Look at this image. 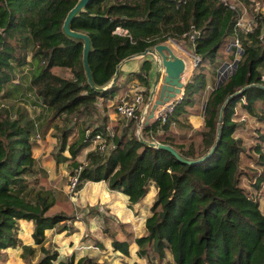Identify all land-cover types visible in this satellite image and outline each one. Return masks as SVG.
Instances as JSON below:
<instances>
[{
    "label": "trees",
    "instance_id": "obj_1",
    "mask_svg": "<svg viewBox=\"0 0 264 264\" xmlns=\"http://www.w3.org/2000/svg\"><path fill=\"white\" fill-rule=\"evenodd\" d=\"M76 1L0 0V98L11 102L29 98L41 108L33 117L24 105L0 107V264H5L3 250L20 244V218L33 222L35 246L21 245L20 256L26 263L105 264L88 255L60 259L58 251L45 243L47 228L56 224L67 228L65 222L77 218L71 214V203L53 209L67 194L52 186L32 152L36 135L44 138L50 128L56 136L60 131L52 153L55 163H66L69 175L77 176L76 192L88 180H104L109 189L125 194L132 206L154 184L156 194L143 234L135 236L128 223L117 218L115 224L124 236L118 237L117 226L102 228L114 250L129 255L130 243L135 242L139 257L148 256L149 249L159 258L169 251L175 264H264V212L258 199L240 185L244 148L242 139L234 135L238 104L264 120V15L263 20L257 17L253 31L239 33V57L219 82L218 68L234 57L236 49H226L239 16L230 0H90L73 17L71 28L90 38L88 63L97 86L104 85L116 64L128 55L169 38L189 42L200 60L184 83L181 100L165 121L151 118L141 126L143 138L168 143L185 158L206 155L201 161L186 163L167 149L139 139L136 125L141 106L135 116L124 124L116 123L112 130L107 129L105 116L92 129L84 126L89 115L100 112L98 99L105 103L127 86L119 77L102 91L88 83L82 40L62 29ZM56 67L69 69L70 75L55 72ZM151 67V61L143 59L137 70L128 73L143 86L139 92L145 101ZM209 85L203 124L194 129L188 116L198 114L197 98ZM184 127L191 128L192 135H181ZM95 133L102 134L103 151L91 147ZM86 148L81 160L79 154ZM256 148L264 158L260 145ZM93 213L107 223L109 217L99 209Z\"/></svg>",
    "mask_w": 264,
    "mask_h": 264
},
{
    "label": "crops",
    "instance_id": "obj_2",
    "mask_svg": "<svg viewBox=\"0 0 264 264\" xmlns=\"http://www.w3.org/2000/svg\"><path fill=\"white\" fill-rule=\"evenodd\" d=\"M165 43L169 45V47L173 50L175 54H177L178 56L184 59L185 70L182 73L181 79L184 82H186L187 79L190 77L191 72L194 68L191 63V57L193 53L192 46L188 43H184L181 40H176L173 38H169L168 40L165 41ZM142 60L143 58H132L121 65L119 80L120 83H125L127 87L126 89L119 90L122 91V93L121 92L119 93L118 91L119 94L117 93L114 97L108 98L104 103L106 107L109 108L111 104L114 103L115 100L117 102L119 98H122L124 96L128 98V96H132L133 90L136 87L135 84L137 83V80L130 77L128 73L137 70L140 67ZM130 61H132V63H129ZM151 63H152V67L150 69V87L155 71L154 62L151 61ZM158 90H159V86H157L153 98L157 97ZM181 91H184V87L181 89ZM100 100L102 102L101 98ZM148 106L149 108L145 111V115H144V120L147 119V121H149L151 118H155L154 115L153 117H149V113L151 112L152 109L151 103ZM101 108H99L100 111L101 110L103 111L105 109V107H101ZM102 114L104 116L105 115L107 116L106 123H111L110 118L115 119L116 117H120V115L116 111L111 112L109 109H106L104 112H102ZM188 122L191 123L194 129H200L203 124V115L202 114L200 115L199 113L190 114L188 116ZM109 126L110 124L109 125L107 124L106 127L108 128ZM41 139H43L41 138V136H39L38 139H36V144L34 145V147L38 145V143H40ZM44 140L50 141L48 140L47 133L45 135ZM34 147L32 150L33 155L37 160V164L43 169H45V171L47 172L48 181L52 184V186L55 187L56 184L60 183L59 187L62 189L64 193L67 194L68 192L67 182H65V180H63L62 177L67 172L66 163H59L58 165H56L52 153H51L52 155L51 154L49 155L48 153L39 155L38 152L34 151ZM86 150L87 148L82 150L81 154H79V158L81 160L84 158ZM56 166H58V168L61 169L62 173L56 172L57 170ZM88 184H92V185H88ZM86 186H88L89 189L88 191L86 189ZM155 194H156V188L154 184H150L149 190L147 191L145 196L140 201L132 204V206H129L127 196L120 191L109 189L104 180H100V181L88 180L84 183L83 187L77 191V199H76L77 201L74 203L80 206H85L86 204L93 205L99 202L104 203V206L110 208L111 213H113L116 217H119L121 221L128 223L133 234L135 236H138L143 234L144 232V221H145V217L149 215V212L144 213L145 216H143L138 214L139 212L137 208H140V206H143L146 202H149L148 207H150L153 199L155 198ZM72 206H74L73 203ZM96 216L99 217L98 214H96ZM97 220L98 219H96L95 216L86 219L83 217L80 218L77 215V218L73 220L71 224H68L70 222L69 220L65 222L67 228L60 229L59 227L60 225L56 224L55 226L51 228H47L45 230V235H46L45 243H50L54 247V249L58 251V258L60 259L61 258L65 259L66 257L72 254L74 255L75 260L80 256L88 255L96 258L98 261L101 262L102 256H107V253L115 254L117 252L121 254V252H119L118 250H114L112 248L110 238L108 239V243H106L107 241L106 242L103 241L104 246H102L101 242L102 240L107 238V236L104 235V233L102 232L100 225L97 223ZM68 225H71L72 228H69ZM17 226H18L17 235L20 239V244H17L15 246H8L3 251L8 261L13 260V262H15L16 264H25L26 262L20 256V253L22 251L21 245L30 244L35 246L33 237L31 235L33 229V222L32 220L20 218L17 220ZM92 239L94 240L92 241ZM110 249L114 252L110 251ZM137 249H138V245L135 242H131L129 246V250H130L129 256L131 257L132 261L129 264H131L133 261L140 262L136 260V258L138 257L136 253ZM38 255L39 253L36 252L35 257H37ZM32 261H34V259Z\"/></svg>",
    "mask_w": 264,
    "mask_h": 264
},
{
    "label": "rangeland",
    "instance_id": "obj_3",
    "mask_svg": "<svg viewBox=\"0 0 264 264\" xmlns=\"http://www.w3.org/2000/svg\"><path fill=\"white\" fill-rule=\"evenodd\" d=\"M230 3H232V5L237 9V11L239 12V15H241L243 17V19L245 20H252L255 22V26L258 24L259 20H257V17L261 20H263L262 16L264 15V0H230ZM264 23V22H263ZM254 26V28H255ZM264 27V24H263ZM254 30V29H253ZM264 31V30H263ZM188 44L189 42L186 41ZM185 42V43H186ZM230 47H231V41H229L228 45L226 46V49L230 52ZM224 51V50H223ZM239 53L235 50L234 51V55L236 54L237 56L240 54L241 49L239 50ZM221 59H225V57H223L224 55L221 54ZM235 57V56H234ZM233 57V58H234ZM233 58L231 60H228L227 62H230L233 60ZM129 63H132V61H130ZM227 63H223L217 70V81L219 82L222 78H224L226 75H219V71L221 68H223L224 65H226ZM264 69V67H263ZM54 71L61 74V75H70V71L69 69L66 68H54ZM228 71V70H227ZM212 76L215 78L216 80V75L215 72H213L212 70ZM210 84L213 85L212 79L210 81ZM135 86H139L137 87V91L142 90L143 86L138 85L137 83L135 84ZM211 88V85H209L208 87H206L203 91H201L200 95L197 98V113H199L200 115L203 114V106L208 94L209 89ZM122 93V91H119V93ZM118 93V94H119ZM143 100L140 103L139 107L141 106V112L142 110L145 108V111L149 108V106H145L147 99L145 101V95H142ZM118 99V98H116ZM22 100V101H21ZM17 99L16 101H12L9 99H4V98H0V107L2 105H6V106H10L11 103H14L13 105H24L28 110L31 116H36L41 108L40 106L34 105L31 103L29 98H22ZM115 102L111 104V106L108 108L105 106V104L103 103V100L101 102L100 99H98V105L99 107H105V109L102 111L104 112L106 109H109L111 112H115ZM102 109V108H101ZM99 112L97 114L94 115H89L88 116V120L86 121V123L84 124V126H88L91 125L92 129L95 125L100 124L101 122H103L104 119V115L102 114V112ZM105 117L107 118V116L105 115ZM126 119V120H125ZM129 118H125V117H116L114 118H110L111 123H107L108 125L110 124V126L107 128L110 130H112V126L115 125L116 123L119 124H124L125 121H127ZM235 120L238 122V125L234 131V135L238 136L242 139V145H243V150L240 154V185L245 189V191L249 194L254 195L258 201H259V205L260 208L262 209V211L264 212V158L259 156V151H257L256 145H260V151L262 153H264V120H260L254 116H251L250 114H248L246 112V110H244L240 104L237 105V110H236V115H235ZM109 122V120H108ZM144 122V121H143ZM143 125V123H142ZM53 129L50 128L47 132L48 134V140L50 141H45L44 138L41 139L40 143H38V145H36L34 147V151L38 152L39 155L48 153L49 155L51 153H53V151H55L57 149V145H58V141H59V137H60V131L58 132V135H54L53 134ZM181 135H192V129L191 128H182L181 130ZM139 132L142 135L141 132V127H140V131L137 130V125H136V134L138 135ZM196 138V137H195ZM53 145V147H52ZM52 147V149H51ZM47 154V155H48ZM81 154V153H80ZM52 155V154H51ZM53 156V155H52ZM57 167L56 172L58 173H62L61 169ZM64 175V174H63ZM34 176H31L30 179H36ZM36 177L37 174H36ZM63 177V180H65V182L68 183V178H69V172L67 170L66 174ZM262 178L261 180L258 181L259 178ZM258 181L259 185L255 186V182ZM61 182V181H60ZM60 184V183H59ZM59 184H56V187H59ZM88 185H92V184H88ZM87 191L88 186H86ZM72 195V197H71ZM149 196V194H148ZM77 192L76 193H70L69 191L67 192V198H65L64 200H58L56 202V204L53 206V209H64L65 207L63 206V203H65L66 205H69L70 203L74 206H72V212L71 214H75L78 215V217L80 218H86L88 219L89 217L95 216L97 220V223L100 225V228L102 230V228H104L105 226H108L109 228H115L117 225L116 223V218L119 219V217H116L113 213L110 212V208H108L107 206H104V203H96L93 205H89L86 204L85 206H80L78 204H75L74 202H76L77 200ZM149 206V202H146L143 206H140V208L138 209V214L145 216L144 213H150V207ZM99 209V211L104 214L107 215L109 217V219L107 220V223H104L102 221V217L99 215V217L96 216V214H90V212H92L94 209ZM149 210V211H148ZM137 213V212H136ZM82 216V217H81ZM115 217V218H114ZM146 218V217H145ZM120 220V219H119ZM70 221V220H69ZM73 221V220H72ZM72 221H70L68 224H71ZM69 228H71V225H68ZM117 228V233H118V237L120 236H124V232L122 230H120V228ZM127 228H130V226L128 225ZM125 229V228H124ZM103 232V231H102ZM104 235L107 236V238H105L104 240H102L101 244L102 246H104L103 241H107L106 243H108V239L109 236L107 234H105V232H103ZM94 239H92L93 241ZM110 251H112L110 249ZM137 251V250H136ZM114 252V251H112ZM130 255V254H129ZM129 255H124V254H120V253H107V256H102V261L105 264H129L132 259ZM5 264H16L15 262H13V260L8 261L6 259V255L4 256ZM136 260L146 263V264H175L173 257L171 255V253L169 251H166L165 255L162 258H159L157 256V254L149 249L148 252V256L146 257H137ZM25 264H29V263H25Z\"/></svg>",
    "mask_w": 264,
    "mask_h": 264
},
{
    "label": "water",
    "instance_id": "obj_4",
    "mask_svg": "<svg viewBox=\"0 0 264 264\" xmlns=\"http://www.w3.org/2000/svg\"><path fill=\"white\" fill-rule=\"evenodd\" d=\"M90 0H77L75 4L67 11L63 23L62 29L64 33L67 35L82 40L83 49H82V60L85 75L90 86L95 90H107L111 88L115 82L117 81L119 74L121 72V65L132 59V58H143L149 59L154 62L155 71L154 77L151 83V87L149 90V96L146 102V106L151 103V112L149 113V117H153L154 110L157 105L168 101L171 98H174L177 94L181 93V89L184 87V81L181 79L182 73L185 70V61L182 57L178 56L173 52V50L169 47V45L165 42L157 43L152 47H148L140 52L133 53L121 59L117 64L115 71L111 78L102 86H97L93 82L91 71L88 63V52L90 49V38L87 33L74 30L71 28L70 24L73 17L82 9H84ZM159 86L157 97L153 98L154 92ZM226 101V100H225ZM224 101V102H225ZM145 109L142 110L141 115L137 122V130L140 131V127L142 126L143 121L147 122V119L144 120ZM218 122H221V116L219 115ZM221 127L218 125V137L220 136ZM138 137L141 141L148 143L149 145L161 147L170 151L173 155H175L179 160L186 163H195L201 161L204 157L198 159H188L179 154V152L170 144L162 143L157 140H147L142 137L139 132Z\"/></svg>",
    "mask_w": 264,
    "mask_h": 264
},
{
    "label": "built area",
    "instance_id": "obj_5",
    "mask_svg": "<svg viewBox=\"0 0 264 264\" xmlns=\"http://www.w3.org/2000/svg\"><path fill=\"white\" fill-rule=\"evenodd\" d=\"M234 7L233 5H231ZM255 26V22L252 20H245L241 15H239L234 24V33L231 38V46L236 47V51L239 53L238 49L240 50V42H239V33H247L253 31ZM264 33V31H263ZM262 33V34H263ZM193 37V35H191ZM235 57L233 58L232 61L227 62L226 65L223 66V68L220 69L219 75H227L228 73L231 72L233 69L235 62L237 61L239 55L237 56L236 54L234 55ZM200 57L199 55L195 54L194 52L192 53L191 57V63L192 66H196L199 63ZM228 70V71H227ZM137 87L134 88L133 94H132V99L127 98L126 96L119 98L117 102H115V111L122 117L125 118H130L135 116V111L138 108L139 104L142 102L143 97L142 93L137 91ZM184 91H181V93L177 94L174 98L169 99L168 101H165L162 104L157 105V107L154 110V116L155 118H158L162 121H165L170 113L174 110V107L178 101L181 100L183 96ZM101 133H95L94 136L92 137V144L91 147L96 146L97 149L103 151L106 147V144L104 142L103 137L101 136ZM40 135H36L37 139ZM77 182V176L76 175H69L68 178V183H67V188L68 191L71 193H76L75 191V185Z\"/></svg>",
    "mask_w": 264,
    "mask_h": 264
}]
</instances>
